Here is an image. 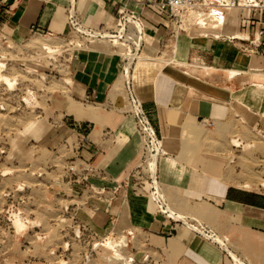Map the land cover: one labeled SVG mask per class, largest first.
Instances as JSON below:
<instances>
[{"label": "crops", "instance_id": "crops-1", "mask_svg": "<svg viewBox=\"0 0 264 264\" xmlns=\"http://www.w3.org/2000/svg\"><path fill=\"white\" fill-rule=\"evenodd\" d=\"M163 1L0 0V30L20 39L70 38L71 7L89 32H113L122 12L137 15L144 34L141 59L131 66L127 81L170 156L160 160L156 173L164 194L177 212L225 238L229 251L245 264H264V195L227 184L213 155L205 159L196 154L191 160L175 155L178 126L221 128L232 113L247 127L264 123V110L254 105L259 101L246 91L264 81V55L248 52L249 42L264 29V12L218 10L222 25L192 26L174 40L168 11L158 8ZM81 36L84 46L69 54L63 90L52 97L57 103L52 110L55 148L63 143L68 148L64 156L74 159V166L89 168L85 180L65 174L54 182L63 214L68 210L94 234L138 233L160 261L233 264L227 253L223 258L207 241L153 214L145 195L131 185L141 148L120 81L121 72L126 76L121 71L125 60L112 44ZM34 253L21 246L10 252L0 240V264H57L40 261Z\"/></svg>", "mask_w": 264, "mask_h": 264}, {"label": "rangeland", "instance_id": "rangeland-1", "mask_svg": "<svg viewBox=\"0 0 264 264\" xmlns=\"http://www.w3.org/2000/svg\"><path fill=\"white\" fill-rule=\"evenodd\" d=\"M42 43L47 49L39 46ZM84 43L76 32L70 38L32 36L20 39L10 31L0 30V240L10 252L19 246L34 248L40 261L100 264L95 245L112 233L116 241L113 250L119 259L105 257L110 264H175L160 261L158 254L149 250L138 233L128 237L117 231L94 234L68 210L63 214L60 209L63 201L53 191L54 182L65 174L74 177L78 169L72 164L74 159L64 156L68 148H64L63 143L55 148L53 126L56 121L52 110L57 103H52V97L63 90L69 54L82 48ZM110 44L125 60L121 71L127 68L130 71L135 61L141 59L134 51L126 52V43ZM120 81L123 85L127 83L122 72ZM252 85L247 86L246 91L259 101L254 104L258 111L264 110V81ZM236 117L232 113L231 119L221 128L195 125L187 130L176 127L175 155L178 159L189 160L196 154L205 159L213 157L216 171L225 174L227 184L245 185L244 190L264 195V131L261 129L264 123L262 121L257 128L247 127ZM167 157L170 156L163 151L156 166ZM145 163V159L140 158L135 164L131 185L137 188V193L145 195L151 212L207 241L220 250L223 258L227 253L233 264H245L229 251L226 239L217 236L212 228L193 216L177 212L157 180V171L153 179L149 169V177L156 187L150 185L146 180ZM15 220L22 223L21 230H17Z\"/></svg>", "mask_w": 264, "mask_h": 264}, {"label": "built area", "instance_id": "built-area-1", "mask_svg": "<svg viewBox=\"0 0 264 264\" xmlns=\"http://www.w3.org/2000/svg\"><path fill=\"white\" fill-rule=\"evenodd\" d=\"M158 8L162 11H168L169 35L175 40L180 33L185 32L192 26L206 27L207 25H210L216 27L222 25L224 22V16L220 14L218 10L228 11L242 8L255 9L264 12V0H164L162 4L158 5ZM74 16L73 8L71 7L68 12V19L70 27L75 32L79 24ZM127 21H130L132 27L137 31V41H139L138 47H136L137 50H134L136 37L131 35L132 32L129 29L125 30L124 39L119 41L126 43V52L134 51V54H138L143 43L144 34L140 19L137 15L122 12L118 19L116 29L110 33L118 35L117 30H121ZM139 27L140 30H138ZM258 36L259 38L256 39V41L249 42L251 48H248V52L252 55H264V29L259 32ZM228 39L234 38L231 37ZM129 46L131 48L130 50H128ZM125 93L129 113L134 121L135 133L140 143V158H144L146 161V180H149L150 185L156 187L155 183L153 184V181L149 177L147 160L149 158L152 159L153 157L158 160V157L162 155L161 138L157 135L150 124L147 114L132 91L130 83L125 84ZM76 167L78 169L77 172H74L76 176L81 180H85L86 174L89 173V168L82 164H78Z\"/></svg>", "mask_w": 264, "mask_h": 264}, {"label": "bare ground", "instance_id": "bare-ground-1", "mask_svg": "<svg viewBox=\"0 0 264 264\" xmlns=\"http://www.w3.org/2000/svg\"><path fill=\"white\" fill-rule=\"evenodd\" d=\"M126 29H129L132 33L131 35H134L136 37V41H135V47H138V43L139 41H137V38H138V35H137V31L136 29H134L130 23V21H127L122 29L120 30H117L118 31V35H113L111 33H108V32H98V31H95V32H89L88 30L84 29L82 26H77V29L75 30V32L79 35H83V36H89L91 37L92 39H99V40H104V41H109L110 43H113V44H119V45H122L121 42H119V40H123L124 37H125V30ZM138 30H140V27L138 28ZM91 39V40H92ZM119 42V43H118ZM36 45V44H35ZM39 45V44H37ZM40 47H44L45 49H47V45L42 43L41 45H39ZM137 50V48H136ZM128 56V55H126ZM130 63V62H129ZM126 71V78L129 79V70L128 68L125 69ZM124 81V79H123ZM127 83H129V81H127ZM236 100L240 101V97L239 95H237L235 97ZM197 135V134H196ZM167 142V141H166ZM161 148H162V152L163 151H166V146H165V141L164 142H161ZM148 166H149V169L150 171L152 172V177L153 179H155V173L157 171V166H156V158L153 157L152 159H149L148 161ZM189 164V163H188ZM264 186V184H263ZM249 187V185H248ZM250 188V187H249ZM15 225H16V228L17 230H21L23 228V225L20 221L18 220H15ZM115 239L113 238V234L110 233L109 235H107L101 243H98L95 245V249L98 251V256H99V263L100 264H110L109 261L107 259H105V257L107 256H111L112 258H114V261H115V258L118 257L119 259V256L116 254V251L113 250V246L115 244ZM117 260V259H116Z\"/></svg>", "mask_w": 264, "mask_h": 264}]
</instances>
